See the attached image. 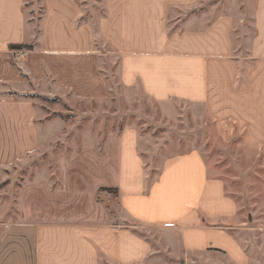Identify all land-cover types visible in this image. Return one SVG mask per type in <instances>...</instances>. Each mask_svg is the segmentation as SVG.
Here are the masks:
<instances>
[{
    "label": "crops",
    "instance_id": "0c3cea01",
    "mask_svg": "<svg viewBox=\"0 0 264 264\" xmlns=\"http://www.w3.org/2000/svg\"><path fill=\"white\" fill-rule=\"evenodd\" d=\"M208 2L103 0L94 23L88 0H43L38 21L26 0H0V168L39 136L38 107L26 94L67 89L87 97L104 89L97 40L119 57L125 88L204 106L221 135L237 131L264 164V0L241 12L224 3L203 10ZM14 44L33 47L18 58ZM110 138L104 155L87 149L25 181L16 210L0 198V264H152L154 244L135 226L110 220L98 199L102 187L117 189L124 217L175 235L192 263L250 264L264 209L248 222L201 150L171 158L150 178L140 132ZM262 184L264 197V174Z\"/></svg>",
    "mask_w": 264,
    "mask_h": 264
},
{
    "label": "rangeland",
    "instance_id": "374dc122",
    "mask_svg": "<svg viewBox=\"0 0 264 264\" xmlns=\"http://www.w3.org/2000/svg\"><path fill=\"white\" fill-rule=\"evenodd\" d=\"M26 1L29 16L38 21L43 0ZM249 1L209 0L201 8L206 10L217 3L221 7L224 3L230 11L241 12ZM102 2L88 0V17L94 23L100 22L104 14ZM82 22L78 20L76 27H82ZM97 46L101 50L97 62L104 79L102 91H94L87 97L76 96L67 89L49 94L42 91L26 94L38 107L39 136L15 164L0 168V198L7 197L5 200H9V204L12 201L16 210L14 202L25 181L50 175L56 168H62L64 162L79 160L87 149H97L98 154L104 155L110 135L134 128L140 132L139 152L150 178H155L171 158L201 150L211 172L224 179L227 193L237 200L246 220L253 223L260 217L264 209V164L258 151L248 148L235 130L221 135L200 104L181 100L158 102L140 89L125 88L120 81L119 57L102 41L97 40ZM14 61L20 63L19 59ZM58 178L59 170L53 177L55 184L60 183ZM108 188H100L98 199L110 220L135 226L136 231L154 244L157 255L152 264H194L184 255L175 235L124 217L115 188ZM254 225L258 226V222ZM260 231L262 235L251 236L257 250L250 264H264V229ZM258 246L263 247V251L258 252Z\"/></svg>",
    "mask_w": 264,
    "mask_h": 264
},
{
    "label": "built area",
    "instance_id": "2783aa9c",
    "mask_svg": "<svg viewBox=\"0 0 264 264\" xmlns=\"http://www.w3.org/2000/svg\"><path fill=\"white\" fill-rule=\"evenodd\" d=\"M14 53L18 56V58L19 57L20 58H26V57H28L30 51L27 50L26 48H24V49H15Z\"/></svg>",
    "mask_w": 264,
    "mask_h": 264
},
{
    "label": "trees",
    "instance_id": "16d2710c",
    "mask_svg": "<svg viewBox=\"0 0 264 264\" xmlns=\"http://www.w3.org/2000/svg\"><path fill=\"white\" fill-rule=\"evenodd\" d=\"M32 47L33 46L30 45V44H14V45H11V48L12 49H24V48L30 49ZM108 189L111 190V188H108ZM114 190L117 192V189L116 188Z\"/></svg>",
    "mask_w": 264,
    "mask_h": 264
}]
</instances>
